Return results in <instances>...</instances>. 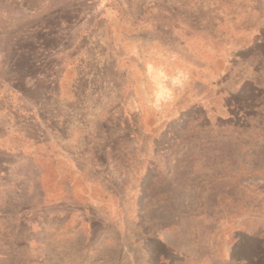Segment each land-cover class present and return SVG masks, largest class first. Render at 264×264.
<instances>
[{
  "label": "rangeland",
  "instance_id": "374dc122",
  "mask_svg": "<svg viewBox=\"0 0 264 264\" xmlns=\"http://www.w3.org/2000/svg\"><path fill=\"white\" fill-rule=\"evenodd\" d=\"M39 10L148 56L69 84L61 134L106 188L49 204L37 185L34 226L0 220V264H264V0H0V39Z\"/></svg>",
  "mask_w": 264,
  "mask_h": 264
},
{
  "label": "crops",
  "instance_id": "0c3cea01",
  "mask_svg": "<svg viewBox=\"0 0 264 264\" xmlns=\"http://www.w3.org/2000/svg\"><path fill=\"white\" fill-rule=\"evenodd\" d=\"M28 15V20H14L10 41L6 33L0 39V212H9L5 219L0 215V220L17 228L34 226L30 215L37 185L49 204L71 202L78 182L86 200L95 188L105 190L97 172L83 169L78 152L67 146L61 134L67 127L62 116L69 111L68 86L100 80L109 62L116 67L133 59L142 65L148 56L136 34L125 32L122 45L116 48L95 35L94 42L79 41L83 29L77 26L75 41L70 43L68 29L46 25L44 11ZM40 127L57 133L37 140L35 132ZM15 234L14 239L19 237ZM11 256L15 264H36L30 251L16 250Z\"/></svg>",
  "mask_w": 264,
  "mask_h": 264
}]
</instances>
